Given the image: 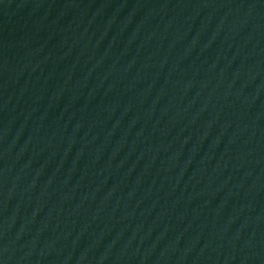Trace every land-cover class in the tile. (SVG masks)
<instances>
[{
  "label": "water",
  "instance_id": "95a60500",
  "mask_svg": "<svg viewBox=\"0 0 264 264\" xmlns=\"http://www.w3.org/2000/svg\"><path fill=\"white\" fill-rule=\"evenodd\" d=\"M0 264H264V0H0Z\"/></svg>",
  "mask_w": 264,
  "mask_h": 264
}]
</instances>
